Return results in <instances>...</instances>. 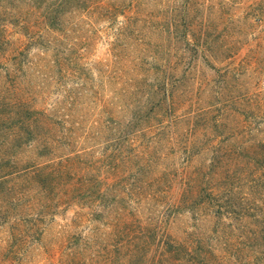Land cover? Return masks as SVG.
I'll use <instances>...</instances> for the list:
<instances>
[{
    "label": "trees",
    "instance_id": "trees-1",
    "mask_svg": "<svg viewBox=\"0 0 264 264\" xmlns=\"http://www.w3.org/2000/svg\"><path fill=\"white\" fill-rule=\"evenodd\" d=\"M91 1L0 0V264H21L24 253L40 239L43 225L59 206L81 203L91 207L98 197L105 207V192L93 190L91 181V137L108 140L109 134L104 136L103 131L106 121H117L113 113L131 103L138 85L135 80L129 83L131 89L122 87V95L126 96L119 99L122 103L118 104V97L104 102L100 113L105 114V120H100L99 114L94 122L101 125L97 134H91V70L80 62L73 34L65 32V27L75 31L82 23L91 27ZM258 2L260 7L262 1ZM263 18H253L257 44L253 47V145L248 192L242 191L236 200L232 198L237 192L231 184L245 177L238 170H246L240 161L233 160L235 166L226 169L219 157L211 158L207 165L196 159L202 139L212 132L202 127L206 124H198L202 116L205 123L208 109L203 114V109H194L196 112L187 113V117L183 115L188 134L175 130L172 117L180 93L176 84L167 88L165 68L158 85L157 121H142L141 105L137 116L134 114L123 129L109 135L116 146L112 152L114 171H129L134 166L140 169L132 174L124 196H113L110 202L126 200L129 204L127 198L135 194L136 203L147 202L143 220L133 213L122 215L116 211L129 226L135 221L144 223L139 235L129 238L130 254L138 259L135 264H171V260L173 264H193L195 242L202 244L203 250L208 249L204 254L206 264H264ZM8 24L21 30L26 39L22 47H10L5 37ZM68 36L72 38L67 43ZM80 42L85 43L82 39ZM53 93L54 97L50 95ZM214 122L217 132L219 121ZM155 124L158 133H168L163 154L168 162L161 172L146 175L159 164L149 160L152 156L147 157L148 152L136 148L134 140L151 127L156 129ZM128 147L132 150L127 153ZM237 167L239 173L235 175ZM109 178L108 183L115 184L121 177ZM184 212H190L188 218L195 222L210 221L208 230L199 227L194 233L181 231L187 238L183 240H191L190 245L163 231L170 219H180ZM180 252L189 258L180 257Z\"/></svg>",
    "mask_w": 264,
    "mask_h": 264
},
{
    "label": "rangeland",
    "instance_id": "rangeland-1",
    "mask_svg": "<svg viewBox=\"0 0 264 264\" xmlns=\"http://www.w3.org/2000/svg\"><path fill=\"white\" fill-rule=\"evenodd\" d=\"M258 1H91V27L86 23L75 31L65 27L66 34H73L72 40L77 43L72 46L80 53V62L91 70V134H97L101 125L94 122L98 115L100 120H105V114L100 113L104 102L118 97V104L122 103L119 99L126 97L122 95V87L131 89L129 83L135 80L138 91L134 89L133 92L137 91V94L131 97L128 106L122 110L119 107L121 111L113 113L117 121L104 123V136L123 129L124 123L138 112L141 105L144 108L140 112L144 117L140 119H150L154 124L160 115V108L156 105L158 85L166 69V79H163L167 88L176 84L180 93L178 101H174L173 127L188 134L187 113L203 109V114L204 109H208L205 123L202 116L198 124H206L202 127L212 132L202 139V150L196 159L204 160L207 165L211 158L219 157L226 169L232 166L233 160L240 161L246 172L238 167L233 171L235 175L244 173L245 177L241 182L237 178L231 184L237 192L232 198L236 200L242 191L248 192L253 145V47L257 44L253 18L255 15L264 17V0H261L260 7ZM88 19L86 17L87 22ZM72 36H68L70 40L65 39L67 43ZM5 37L10 40L11 48L22 47L26 42L21 30L11 24L5 26ZM80 39L85 43L81 44ZM261 86H264V76ZM50 95L54 97L56 93ZM215 120L219 121L217 132L214 130ZM154 126L156 129L151 127L134 140L136 148L148 152L146 156H152L149 160L159 164L156 169L151 167L146 175L157 173V170L161 172L168 162L163 155L168 133H158L159 127ZM109 135L107 141L91 137V181L93 190L105 192V207L100 205L98 197L93 199L91 207L81 203L59 206L43 225L40 239L24 253L21 264H135L138 261L136 255L130 254L128 243L130 237L133 239L139 235L144 223L135 221L134 226H129L118 218L116 211L122 215L133 213L143 220L147 202L136 203L134 197H138L137 194L127 198L129 204L126 200L110 202V199L123 195L132 174H138L140 169L134 166L129 171H114L116 161L112 152L116 146ZM127 150L128 153L132 148ZM114 175L121 178L115 184H109V177ZM101 178L106 180L105 184L97 182ZM189 216L190 212H184L180 219H170L164 226V233L171 237L177 235L190 245L191 240L185 241L186 235L181 231L194 233L199 227L204 231L210 221L195 222ZM194 247L193 264H206L204 254L208 249L203 250V245L196 242ZM160 250L158 248L157 252ZM181 254L185 253L180 252V257ZM170 263L173 264L174 260ZM181 264L189 263L183 261Z\"/></svg>",
    "mask_w": 264,
    "mask_h": 264
}]
</instances>
